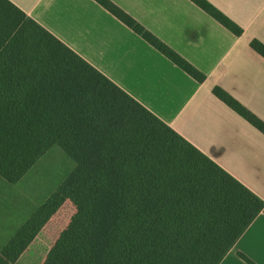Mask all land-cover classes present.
Returning a JSON list of instances; mask_svg holds the SVG:
<instances>
[{"label": "trees", "instance_id": "16d2710c", "mask_svg": "<svg viewBox=\"0 0 264 264\" xmlns=\"http://www.w3.org/2000/svg\"><path fill=\"white\" fill-rule=\"evenodd\" d=\"M197 81L204 75L109 0H96ZM235 34L206 0H191ZM251 47L264 57V45ZM213 93L264 134V122ZM53 145L73 169L0 248L10 264L92 177L103 197L50 264H219L264 202L10 0H0V177L16 183ZM250 264L249 259L245 258Z\"/></svg>", "mask_w": 264, "mask_h": 264}, {"label": "crops", "instance_id": "0c3cea01", "mask_svg": "<svg viewBox=\"0 0 264 264\" xmlns=\"http://www.w3.org/2000/svg\"><path fill=\"white\" fill-rule=\"evenodd\" d=\"M10 1L264 202V134L213 93L221 88L264 122V57L250 45H264V0H206L238 35L191 0H109L201 72V82L96 0ZM29 171L14 184L0 177V189ZM241 254L264 264V211L219 264H250Z\"/></svg>", "mask_w": 264, "mask_h": 264}, {"label": "rangeland", "instance_id": "374dc122", "mask_svg": "<svg viewBox=\"0 0 264 264\" xmlns=\"http://www.w3.org/2000/svg\"><path fill=\"white\" fill-rule=\"evenodd\" d=\"M73 167L74 161L60 146L53 145L15 188L1 184L0 244L27 214L50 195ZM102 192L99 182L92 177L86 178L28 240L10 264H50L56 248L68 238L71 231L82 224L87 213L91 212L93 197H103Z\"/></svg>", "mask_w": 264, "mask_h": 264}]
</instances>
